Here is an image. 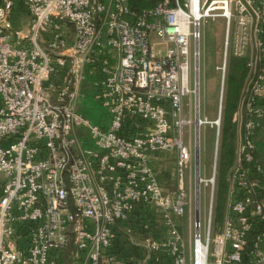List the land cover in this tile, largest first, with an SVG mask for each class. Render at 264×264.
<instances>
[{
	"label": "built area",
	"instance_id": "built-area-1",
	"mask_svg": "<svg viewBox=\"0 0 264 264\" xmlns=\"http://www.w3.org/2000/svg\"><path fill=\"white\" fill-rule=\"evenodd\" d=\"M19 2L25 26L14 22ZM210 18L225 23L220 114L197 121L184 98L200 84L201 25ZM232 56L245 59L248 74L215 231V176L198 174L187 199L184 135L195 122L220 131ZM90 73L100 76L108 122L79 106ZM261 135L264 0H154L139 11L130 0H0V264H243L254 222L264 219ZM155 151L176 152L172 192L151 166ZM203 181L212 185L204 204ZM259 244L252 264H264Z\"/></svg>",
	"mask_w": 264,
	"mask_h": 264
},
{
	"label": "rangeland",
	"instance_id": "rangeland-1",
	"mask_svg": "<svg viewBox=\"0 0 264 264\" xmlns=\"http://www.w3.org/2000/svg\"><path fill=\"white\" fill-rule=\"evenodd\" d=\"M19 10L16 11V16L24 17L26 25L29 23V15L23 10L22 2H19ZM21 10V11H20ZM18 18V19H19ZM20 25V24H19ZM69 31L73 34V26L69 24ZM201 58H200V72H199V107H197L196 96L189 100L190 96L184 98L185 103L190 101L187 106V112L190 113L194 119L198 112L202 119L209 121L215 120L220 114V73L216 70V66L221 61L223 51V38L225 32V23L222 18L208 19L201 25ZM98 82V78H97ZM94 85V84H93ZM227 85V84H226ZM226 85L223 89V106L226 94ZM86 104L84 105V112L93 120L101 122L106 120V105L103 100H99L96 92L86 95ZM223 110V108H222ZM222 118V112H221ZM184 139L191 151L190 159L187 163L186 169V182L185 187L187 191V199L194 202L196 197L195 188L199 184L198 174L203 179H211L215 176V205L216 193L218 186V167L220 156L221 133L217 129L216 124L211 122L199 125V132L197 133L196 122L189 127L185 128ZM218 142V143H217ZM197 153L199 157L197 158ZM175 168V167H174ZM174 174L175 169L170 171ZM173 176H176L175 174ZM173 178V177H172ZM176 179L170 181L173 185H169V191H174L176 187ZM201 184L202 203L206 199L207 203L211 192V182L203 181ZM205 198V199H204ZM227 203V201H226ZM194 216L193 207L186 206L185 215L182 219L183 235L187 242L191 243L193 228L190 222ZM220 226V225H219ZM219 226L216 225L215 231H218Z\"/></svg>",
	"mask_w": 264,
	"mask_h": 264
},
{
	"label": "trees",
	"instance_id": "trees-1",
	"mask_svg": "<svg viewBox=\"0 0 264 264\" xmlns=\"http://www.w3.org/2000/svg\"><path fill=\"white\" fill-rule=\"evenodd\" d=\"M133 9L139 11L153 5V1L130 0ZM248 71L244 58L232 56L226 77V94L221 119V146L218 167V186L216 193L215 220L220 225L226 212V201L229 191L227 175L230 171L236 154L237 126L235 113L239 107L240 96ZM95 121V120H94ZM264 234V219L257 218L249 236L248 244L243 254V264H252L254 251Z\"/></svg>",
	"mask_w": 264,
	"mask_h": 264
},
{
	"label": "crops",
	"instance_id": "crops-1",
	"mask_svg": "<svg viewBox=\"0 0 264 264\" xmlns=\"http://www.w3.org/2000/svg\"><path fill=\"white\" fill-rule=\"evenodd\" d=\"M19 16H15L14 22L16 25H21V26H25L26 25V21L24 17H20ZM119 59L120 56L118 53L113 52L110 54V61H111V65L116 66L119 63ZM97 78H98V82H97ZM94 84V85H93ZM100 76L99 74L95 73H90L84 84V90L87 92H89V94H92L93 91L96 92V94L101 90V85H100ZM99 99V98H98ZM86 104V99L82 100L79 104L80 108L84 111V105ZM107 122L109 120V114H108V109H107ZM106 120H103L101 122H105ZM97 122V121H96ZM258 154L259 155H263L264 154V135H261L258 141ZM176 152L175 151H155L151 154V166L154 169V171L157 173L158 178L160 183L164 186V188L166 190L169 191L168 187L169 185H173V183H171L170 181H172V179H176L175 176H173L175 174H172L170 171L176 169L174 168L176 165ZM262 158L264 159V155L262 156ZM176 175V174H175ZM173 177V178H172ZM176 181V180H175ZM172 192V191H171ZM161 226V222H159V224L155 227H153V234L156 237H161L164 232L160 229ZM260 247L264 250V234L261 237V241H260Z\"/></svg>",
	"mask_w": 264,
	"mask_h": 264
},
{
	"label": "water",
	"instance_id": "water-1",
	"mask_svg": "<svg viewBox=\"0 0 264 264\" xmlns=\"http://www.w3.org/2000/svg\"><path fill=\"white\" fill-rule=\"evenodd\" d=\"M196 100H197V107H199V89L196 90ZM196 117H197V121L199 120L200 118V115L199 113L197 112L196 114ZM197 133L199 132V125L197 124ZM199 157L198 153H197V158Z\"/></svg>",
	"mask_w": 264,
	"mask_h": 264
}]
</instances>
